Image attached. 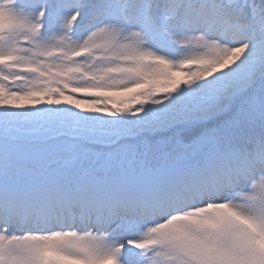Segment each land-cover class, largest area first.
<instances>
[{
	"label": "snow or ice",
	"instance_id": "6c2138e0",
	"mask_svg": "<svg viewBox=\"0 0 264 264\" xmlns=\"http://www.w3.org/2000/svg\"><path fill=\"white\" fill-rule=\"evenodd\" d=\"M0 264H264V0H0Z\"/></svg>",
	"mask_w": 264,
	"mask_h": 264
}]
</instances>
